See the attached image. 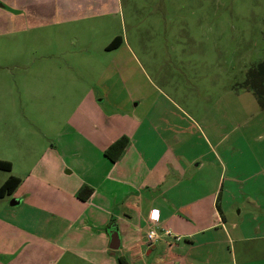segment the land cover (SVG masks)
I'll use <instances>...</instances> for the list:
<instances>
[{
    "label": "crops",
    "instance_id": "0c3cea01",
    "mask_svg": "<svg viewBox=\"0 0 264 264\" xmlns=\"http://www.w3.org/2000/svg\"><path fill=\"white\" fill-rule=\"evenodd\" d=\"M2 1L1 19L16 7L17 33L32 32V53L48 56L25 61L30 50L19 47L20 60L0 77V147L11 152L0 160L12 165L11 172L0 171V187L10 177L21 180L0 198L11 201L0 214V264H144L153 254L152 264L217 263L226 240L215 232L229 236L219 205L227 170L221 161L185 158L180 122L153 115L158 100L136 95L128 65L119 61L118 52L130 50L126 42L107 50L119 34L109 35L101 52L86 43L98 34L95 22L111 17L121 0ZM122 137L129 144L113 163L104 152ZM243 176L242 182L262 177L264 184V161ZM84 188L93 191L86 201L79 198ZM241 196L264 230V190L246 187ZM152 210L159 211V227L184 243L148 245ZM111 231L119 234L118 250L110 248ZM253 241L245 229L242 251L263 264L262 245L246 248Z\"/></svg>",
    "mask_w": 264,
    "mask_h": 264
},
{
    "label": "rangeland",
    "instance_id": "374dc122",
    "mask_svg": "<svg viewBox=\"0 0 264 264\" xmlns=\"http://www.w3.org/2000/svg\"><path fill=\"white\" fill-rule=\"evenodd\" d=\"M6 10L9 18L0 17V77L9 64L20 60L19 47L31 51L24 55L25 61L48 56L32 53L33 33H17L13 24L16 7ZM2 14L6 12L0 7ZM94 28L96 38L89 34L86 43L98 52L111 35L119 34L126 42L130 50L122 48L119 61L128 65L136 95L158 100L152 102L153 115L158 112L180 122L185 158L221 161L227 170L219 205L229 236L215 232L226 243L217 263L211 264H243L245 260L261 264L250 261L257 255H252L254 252L244 254L240 236L247 229L255 243L246 248L264 247L258 215L241 196L246 187L253 193L264 190L260 187L264 186L262 177L242 182L243 171L256 173L258 161H264V109L246 86L249 71L264 63V0H121L119 10L97 20ZM38 33L47 34L48 30ZM42 41L41 46L49 45L47 37ZM0 156H11V152L0 147ZM216 169L222 171L219 165ZM6 199L0 201V214L10 198ZM256 227L259 233L254 231ZM258 253L264 256L260 250ZM157 256H149L144 264H152Z\"/></svg>",
    "mask_w": 264,
    "mask_h": 264
},
{
    "label": "trees",
    "instance_id": "16d2710c",
    "mask_svg": "<svg viewBox=\"0 0 264 264\" xmlns=\"http://www.w3.org/2000/svg\"><path fill=\"white\" fill-rule=\"evenodd\" d=\"M122 43V37L118 36L110 43V45L107 47V50H115L119 48ZM246 86L255 96L259 107L264 109V63L249 71ZM128 144V137H122L118 139L104 152L106 158H108L113 163L117 162L127 148ZM11 170L12 165L9 162L0 160V171L11 172ZM20 184L21 180L19 178L10 177L0 187V198H3L6 195H12ZM92 192L93 191L91 189L84 188L81 190L79 198L83 201H86L92 195ZM121 264L124 263L122 262Z\"/></svg>",
    "mask_w": 264,
    "mask_h": 264
},
{
    "label": "built area",
    "instance_id": "2783aa9c",
    "mask_svg": "<svg viewBox=\"0 0 264 264\" xmlns=\"http://www.w3.org/2000/svg\"><path fill=\"white\" fill-rule=\"evenodd\" d=\"M148 245L155 244L162 239H172L173 243H178L182 237L174 235L172 231L159 227V211L152 210L149 217V230L146 234Z\"/></svg>",
    "mask_w": 264,
    "mask_h": 264
},
{
    "label": "water",
    "instance_id": "95a60500",
    "mask_svg": "<svg viewBox=\"0 0 264 264\" xmlns=\"http://www.w3.org/2000/svg\"><path fill=\"white\" fill-rule=\"evenodd\" d=\"M15 205V203H12ZM111 245L110 248L113 250H118L120 248V238L118 232L111 231Z\"/></svg>",
    "mask_w": 264,
    "mask_h": 264
}]
</instances>
